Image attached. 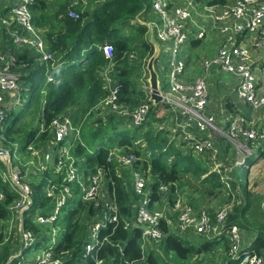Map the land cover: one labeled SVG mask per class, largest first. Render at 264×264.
<instances>
[{
	"label": "built area",
	"instance_id": "obj_1",
	"mask_svg": "<svg viewBox=\"0 0 264 264\" xmlns=\"http://www.w3.org/2000/svg\"><path fill=\"white\" fill-rule=\"evenodd\" d=\"M36 1L14 0L1 23L9 29L11 45L29 51L40 65L54 67L57 63L56 53L51 51L45 34L34 22L32 6ZM151 1V11L157 17L151 21L140 18L139 22L147 27V38L151 42H159L169 55L165 86L160 82L163 102L155 104L151 99L148 80V86L145 85L143 90L145 101L134 110L125 108L119 98L121 85L112 75L111 64L106 82L107 96L96 110L106 111L107 116L115 114L120 119L128 118L132 127L136 128L147 121L156 106L165 107L174 132L181 137L176 141L186 143L196 157L210 160V172L218 174L222 182L229 186L236 169L248 167L251 158H257L258 151L252 144L258 141L264 143V68L257 71L262 57L254 58L255 52L264 51V0H231L224 5L208 7L205 18L221 37V45L213 54L201 56L204 74L192 79L187 76L190 66L184 48L190 44L191 33L187 23L196 11L194 5L197 0L173 8L167 0ZM4 2L0 0L1 5ZM77 5L75 1L68 11L69 18L74 20L81 19V13L75 8ZM149 13L147 16L152 15ZM249 35L252 38L248 42L246 38ZM194 38L203 40L205 30L197 32ZM13 52L12 48L4 50L0 45V179L3 184H9L11 193L16 195L10 208V224L16 222V225L10 228V236L12 229H16L15 238L20 246V251L11 255L7 264H63L56 253L58 241L54 238L51 239V246L42 254L33 258L29 254L39 244L43 228H54L55 236L56 224L62 212L67 211L76 197L87 208L79 214L88 236L82 258L85 264L90 259L95 260L96 264H105L98 254L111 242L112 234L119 228L128 232L135 228L141 230L139 246L143 253L154 243L160 244L166 236H178L189 241L195 238L224 240L225 237L228 245L224 248L223 241L220 250L225 252L229 262L264 264V252L250 249L253 241L245 234L247 232L237 225L228 226L229 206L196 207L190 200L192 192L186 183L160 185L158 200L152 202L150 195L154 183L150 171H143L144 165L134 149L115 146L108 150L107 162L114 165L118 175L125 177V180L126 176H122L119 169L131 170L133 192L139 197L131 203L132 215L123 216L116 191L112 189L114 182L110 169L99 165L90 167L85 158L75 156L77 147H85V144L81 141L80 125L74 123L68 112L53 120L45 141L38 142L37 139L28 145L27 160L17 157L14 164V153L7 138L8 119L14 107L7 102L16 98L17 94L20 96L18 103L22 99L20 81L24 74ZM103 53L106 59L113 60L114 48L111 44L103 46ZM144 71V77H149L147 66ZM210 73L229 74L236 81L230 88L238 109L235 113L223 112L221 122L227 125L228 132L218 127L217 114L211 107ZM54 81L52 76L47 75L48 84ZM214 135L224 137L239 154L233 164L228 161L229 153L224 162L221 159L224 148ZM48 142L52 152L45 150ZM31 173L46 181L45 196L51 201L49 211L39 210L31 214L35 202L33 184L29 179ZM6 199L0 185V204ZM164 224L167 233L162 228ZM143 227L147 230H143ZM103 229L112 232L102 236Z\"/></svg>",
	"mask_w": 264,
	"mask_h": 264
},
{
	"label": "trees",
	"instance_id": "obj_2",
	"mask_svg": "<svg viewBox=\"0 0 264 264\" xmlns=\"http://www.w3.org/2000/svg\"><path fill=\"white\" fill-rule=\"evenodd\" d=\"M68 1L69 3L65 0H51L48 3L47 0H37L32 6L36 26L39 29L50 28L46 40L51 46V51L60 58L57 59L56 67L40 65L36 58L27 61L31 65L36 63L38 66L27 68V71L31 70V73L22 78L31 82L30 101L25 116L33 119L39 117L41 129L31 130L27 134L22 150H27L28 145L35 138H38V142L45 141L49 136V127L53 120L71 109H74L75 124H79V121L83 119V124H88L87 120L92 119L94 112L107 96L106 82L102 73L111 64H113L112 75L121 85L119 97L121 104L127 109L134 110L144 101V95L142 99L139 98L140 92L142 95L143 91L137 90L134 74L139 73V64L143 68L147 66L155 52L154 44L152 45L146 39L147 27L139 22L142 15L145 18L149 17L147 13L151 11L152 1L109 0L95 9L92 14L81 13L80 20L69 18V8L75 1ZM226 3L227 0L207 2L210 7ZM75 8L79 11L80 6ZM128 31L129 34H127ZM106 44H111L114 48L113 60L106 59L103 53V46ZM158 60L159 58L155 64ZM26 67L28 66H24ZM48 68H50L49 71H46ZM47 75L52 76L55 81L48 84ZM160 82L163 80L160 79ZM163 85L165 86L164 83ZM226 103L230 113L237 111V105L233 104L230 99H227ZM29 118L23 121L19 117L12 119L7 132L9 146L13 147L19 142L27 126L31 124L28 121ZM107 118V125H111L116 121L115 119L123 120L115 114ZM154 119L156 121V118ZM120 123L116 121L114 128ZM102 124L103 122H98V126ZM130 131H132L131 137L121 141L118 146L134 149L141 159L140 163L144 165L143 171H150L154 183L153 192L150 195L152 202L158 200L157 190L160 185L179 183L180 185L188 184L193 195L200 193L198 186L202 187L205 198H216L225 193L232 197L237 194V198H241L242 202L234 207L233 213L230 212L227 224L228 226L237 225L247 231L250 229L245 223V216L251 205L247 188L245 194L247 199L243 200V194L234 179L227 186L218 174L210 172V160L196 157L186 143L179 144L176 140H172L164 130H148L146 124H142ZM226 143H228L227 140L224 142V153L227 157L226 151L232 147ZM109 149L99 148L95 153L85 155L86 147L80 145L75 151V156L85 158L86 164L90 167L99 165L110 169L114 182L112 189L116 191L120 211L123 216L132 215L131 203L137 201L139 197L133 192L132 182L128 181V178L125 180V177H120L115 166L107 162ZM259 153L261 157H264L263 149L260 148ZM255 161L253 164L257 163V160ZM126 181H128L127 184ZM0 185L7 196L6 201L0 204L1 245L6 238L3 223L11 217L10 208L16 195L11 193L8 185L3 184L1 179ZM45 186V180L33 185L35 202L31 214L39 210L49 211L51 201L45 196ZM86 210V206L77 197L69 206L66 218L67 227L56 246V253L63 260V264H85L82 258L88 236L85 232L84 220L79 217V214ZM162 228L167 233L165 224ZM111 232L112 230L103 229L101 235L105 236ZM255 233L256 238L250 249L258 253L264 252V226L257 229ZM140 236L141 230L137 228L130 232L122 228L117 229L112 234L111 242L99 252L98 258L104 260L105 264H168L165 257L173 255L184 264H189L202 254L216 252L223 241L224 248L228 245L225 237L224 240L207 241L198 247L181 237L166 236L160 244L154 243L143 253L139 246ZM10 252L8 246L0 249V264H7ZM87 264H96V262L90 259ZM226 264H233V262L227 261Z\"/></svg>",
	"mask_w": 264,
	"mask_h": 264
},
{
	"label": "rangeland",
	"instance_id": "obj_3",
	"mask_svg": "<svg viewBox=\"0 0 264 264\" xmlns=\"http://www.w3.org/2000/svg\"><path fill=\"white\" fill-rule=\"evenodd\" d=\"M67 3H69L68 0H65ZM72 1V0H71ZM76 1V0H74ZM79 1V0H78ZM83 1V4L86 3L87 7L91 6L90 8L94 7L95 4L92 3V0H80ZM204 3L208 2L209 0H202ZM48 3L51 2V0H47ZM197 2V1H196ZM195 2V3H196ZM198 3V2H197ZM85 5V4H84ZM86 11V10H85ZM155 20L154 15L149 16L148 21L151 20ZM55 28L58 30V27L55 26ZM43 30V34H45V36L50 33V28L46 27V29H42ZM129 34V31L128 33ZM212 45H216L215 48L212 47ZM206 50L207 52H204V50L200 53L201 56H207L210 54H213L217 49L219 44L214 43L211 39H209L206 44ZM161 47V46H160ZM186 47L184 48V53L186 52ZM262 52V58L260 63H258L257 65V71H261L263 70V65H264V51ZM57 55V54H56ZM138 57V56H137ZM136 57V58H137ZM60 56L57 55V59H59ZM133 58H135V56H133ZM139 60V58H138ZM58 61V60H57ZM160 65L158 66V72L161 74L163 83L165 84L166 80H167V73L169 70L168 64H169V55L168 54H163L162 58L159 60ZM139 63V62H138ZM58 63L55 64L54 67H56ZM35 66L36 65L35 63ZM139 73L135 72V80L137 81V90L138 91H143L144 86H148V80L149 77H144L143 73L144 68L141 64H139ZM50 68H48L46 71H49ZM31 73V70L28 73H25L24 75H29ZM149 75V73H148ZM165 75V76H164ZM102 76L105 80V82H107V79H109L110 76V71L108 68H106L104 70V72L102 73ZM212 76V77H211ZM209 77H211V79L209 80ZM208 77V84L209 81L211 80H215V74L214 73H210ZM223 81H227L230 84H235V79L229 75V74H223L222 76ZM150 84V83H149ZM227 86H229L226 83ZM20 87L22 90V99L20 100V102L18 103L20 96L17 94V97L14 98L13 100L9 99V102H7V104H11L14 107V113L12 115V117H9V121H8V125L11 126L12 124V119L13 118H21V120L23 121L24 119L29 118L28 116H25L26 113L28 112L26 110L27 105L29 103V97H30V91H31V82L30 81H25L24 79H22L20 81ZM214 87L213 89V94H214V100L211 97V100L213 101V106L216 103H221L224 102V106H225V95L223 96H219V94L221 93L219 90H217L216 88V84L211 83L210 88ZM231 93V91H230ZM145 101L146 96L144 91L140 92V96L142 99ZM210 96H211V91H210ZM143 101V102H144ZM142 102V103H143ZM12 107V108H13ZM166 111L165 107H161V111L160 108H156L148 117L147 121L144 123L146 124V129L148 130H164L166 132V134L170 135V138L172 140H176V139H181V137H178L179 134L175 133L173 130V123L170 119H168V114H164L162 111ZM74 112V109H73ZM106 111H101V110H96L93 114V117L91 120H87V123L83 124V121H79V125H80V129H81V141L85 144L86 147V153L90 154V153H95L99 148H113L115 146H118L121 141L128 139L131 137L132 135V130L134 127H132L129 119H123V120H117L115 119L117 122H121L120 124H118V127H115L116 121L113 122L111 125H107V115L105 114ZM156 118V121L155 119ZM103 122L102 126H98V122ZM102 120V121H101ZM29 124L24 132V134H22L21 139L19 140L18 143H16L13 147L10 146V150L14 153L13 154V163L16 164L17 163V157H21L23 161L27 160L29 157V154L26 150H22L21 148L24 146V143L26 141L27 138V134L29 132H31V130H37V129H41V124L39 123V117H37L36 119H33L32 117H30L28 119ZM89 121V122H88ZM94 125V126H93ZM218 127L222 128L225 132H228L227 130V125L223 124H219L218 123ZM97 134V135H95ZM176 137V138H174ZM214 137L218 140V142H220V139H222L224 142L226 140H224V137L219 136V135H214ZM227 138V137H225ZM38 138H35L33 141H36ZM230 140V139H229ZM179 143V141H177ZM180 144V143H179ZM228 144V143H226ZM230 144V143H229ZM256 148V151H258V156L257 158H251V162H256L255 160H257V163H255V165H249L247 168L244 167H240L237 168L235 173L232 176V180L234 179L235 182L237 183V186L239 187L240 191L242 192V198L243 200L247 199L245 194H246V188H247V192L250 194L249 197V201L251 202L250 208L245 216V223L247 226H249L250 229L245 230L247 233H245L247 236H250V239H252L253 237H255L254 234L255 231H257V229L261 228L264 226V157L260 156V148L263 149L264 151V144L261 145V142H256L255 144H252ZM231 146V145H230ZM229 146V147H230ZM134 147V146H133ZM45 150L48 152H52V146L50 144V142H48L45 146ZM236 152V151H235ZM234 155L237 154V152ZM83 155V156H85ZM238 156V154H237ZM86 157V156H85ZM143 158V157H142ZM167 161V160H166ZM169 161V160H168ZM167 161V162H168ZM171 162V161H170ZM183 169V167L181 168ZM121 173L122 176H126V178H128V181L130 180V182H132V174H131V170L130 169H125V168H120L119 171ZM191 183V182H190ZM8 187L10 188L9 184ZM192 187V186H191ZM200 189V193H198V195H193L190 197V200L193 204H195L197 207H205V206H211L213 205L214 207H221V206H229L230 208V212L233 213L234 212V207L236 205H240L242 200L241 198L238 199L237 198V194L232 196H228L227 193L225 194H221L219 195V197H208L205 198L203 196V188L199 187ZM69 211V207L67 209V211H63L60 217L59 222L56 224V228H57V233L55 232V236L53 235L54 233V228L52 227H45L41 230V238L39 241V244L33 248L29 254L30 258H33L36 255H40L43 253V251L50 247L52 242L51 239L54 238L55 241H59L63 232L65 231V228L67 227V213ZM12 219V214L11 217L5 221L4 224V230L6 231V238H5V242L3 244L0 245V249L2 250L3 248H6L7 246L9 247V250L11 251L10 254H12V249H15L14 246L17 245L16 242V238L15 235L17 234L15 232L16 229H12V234L10 236V228H13V226L16 225V222H14L13 224H10V221ZM192 242V241H191ZM207 242V239L205 238H201L198 239V241H195L196 246H200L201 244ZM154 245V244H153ZM148 250V249H147ZM220 253L218 251L212 253V254H202L200 256H198L197 258L193 259L191 261V263L189 264H226L228 261V257L227 255H225L224 252V263H222V256L219 255ZM165 260L168 264H184L182 261H179L175 258V256L173 255H169L168 257H165Z\"/></svg>",
	"mask_w": 264,
	"mask_h": 264
},
{
	"label": "crops",
	"instance_id": "obj_4",
	"mask_svg": "<svg viewBox=\"0 0 264 264\" xmlns=\"http://www.w3.org/2000/svg\"><path fill=\"white\" fill-rule=\"evenodd\" d=\"M13 1L14 0H5L4 4H2V5L0 4V45L3 47L4 50H7L8 48H12L14 50L13 53L16 55V57L18 58V60L20 62L19 66L23 67V68H19V69H20L22 74H25V73L29 72V71H27V68H29V67L35 68V65H31V64L27 63V61L29 62V60H31V59H33L35 57H34V55H32L27 50H19V49L15 48L13 45H11V36L9 34V29L7 27H5L4 25H2V23H1V20H3L5 18V16L8 14V12L10 11V7H11V4L13 3ZM76 1L78 2L77 6H80V8H79V11H81L80 13L92 14L95 9L99 8L105 2H107L109 0H92V3L95 4V6L92 7V8H90L91 6L87 7L86 3H84L85 4L84 5L83 1H80V0L79 1L76 0ZM229 1H231V0H227V2H229ZM167 2L169 4V6L171 8H173V7H177V6L186 5L187 2L190 3V0H167ZM197 2L194 5L196 11H194L192 19L187 23V28H188V30L191 33L190 44L186 47L187 50L185 52L186 53V57H187L186 59H187L188 64L190 66L188 71H187V76H188L189 79H192V78H195L197 76H200V75L204 74V70L201 68V54L200 53L203 50H204V52H207V50L205 49L206 48V46H205L206 42L209 39H211L214 43L219 44V46L221 45V37L217 34V31H215L212 28L211 23L208 22L207 19L205 18V12H207L208 7H210V6H208L207 2L204 3L202 0H197ZM150 14L154 15V13L152 11H150L149 15ZM155 16L156 15H154V17ZM141 18L143 20L144 19L148 20V18L143 17V15L141 16ZM40 30H42V29H40ZM202 30H205V38L203 40L195 39L194 38L195 34L197 32H199V31H202ZM147 36L148 35H146V39L148 40L149 43H151L152 45L154 43L155 46L160 45L159 42H158L159 44L156 41H154V42L152 41L151 42V40H149V38H147ZM251 38H252V36L249 35L246 39L249 42L251 40ZM215 46L212 45L213 48H215ZM159 48H161L160 56H159V60H160L164 53L165 54H168V53H167V51H165L163 49V46H161ZM261 57H262V52L261 51H257V52L254 53V58L255 59L261 58ZM159 60L155 64V69H156L157 72H158V69H157L158 66H161ZM24 65H26L28 67L24 68ZM158 74H159L160 79H162L161 74L159 72H158ZM214 74H215L216 79L209 81V88H210L211 83L216 84L217 90H219L221 92L219 94V96H223L224 97V95H225L226 100L230 99L232 101V103L234 104L235 100H234V98L232 96V93H230L231 84L229 85V82L223 81V78H222L223 73H214ZM211 77H209V80L211 79ZM226 83L229 86H227ZM213 89H214V87L210 88V91H211V96L210 97H212V99L214 100ZM161 107L162 106L159 107L160 111H161ZM211 107H212V110L217 114L218 123L222 125L221 122L223 120V112L225 113V111H228L226 101H225V106H224V102H221V103H216L215 102V105L213 106V101L211 100ZM13 110H14V108H13ZM162 112H163V115L164 114H168L167 111L163 110ZM68 113H70L71 117H73V109L69 110ZM169 137H170V135H169ZM216 141H218V140L216 139ZM219 143L224 148V141L222 139H220ZM263 144L264 143L261 142V145H263ZM224 152H225V149H224L223 152H221V155H222L221 159L223 160V162H224V157H226V154ZM234 152L235 151L233 150V148H228V150L226 151L227 155H228V153L230 154V158H229L228 161H230L232 164L236 161L237 157L239 156L238 153H237L238 156H237V154L234 155ZM250 165L252 166V165H255V164H253L250 161ZM244 168H247V167H244ZM29 179L31 180L33 185H36V184L40 183L41 181H43V180H41V177H39L38 175H34V174L30 175ZM205 207L211 208V207H214V206L211 205V206H205ZM255 238H256V236L253 237L250 240L254 241ZM198 239H201V238L193 239L192 243L195 244V241H198ZM205 239H207V238H205ZM207 241H211V240L207 239ZM16 242H17V245L14 246L15 249H12V254H10V256L20 251L19 243H18L17 240H16ZM248 244L250 245L251 242H248ZM216 251H218L220 253L219 255L222 256V263H224V252H222L220 250V246L218 247V249Z\"/></svg>",
	"mask_w": 264,
	"mask_h": 264
},
{
	"label": "water",
	"instance_id": "obj_5",
	"mask_svg": "<svg viewBox=\"0 0 264 264\" xmlns=\"http://www.w3.org/2000/svg\"><path fill=\"white\" fill-rule=\"evenodd\" d=\"M159 53H160L159 46H155L154 55L151 57V59L147 64V70L149 73V83L151 88V99L154 101L155 104H160L163 102L162 96L160 94L159 74L155 69V61L158 59ZM142 229L147 230L146 227H143Z\"/></svg>",
	"mask_w": 264,
	"mask_h": 264
},
{
	"label": "bare ground",
	"instance_id": "obj_6",
	"mask_svg": "<svg viewBox=\"0 0 264 264\" xmlns=\"http://www.w3.org/2000/svg\"><path fill=\"white\" fill-rule=\"evenodd\" d=\"M35 257V256H34Z\"/></svg>",
	"mask_w": 264,
	"mask_h": 264
}]
</instances>
